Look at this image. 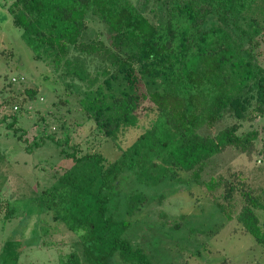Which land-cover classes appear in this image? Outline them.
I'll use <instances>...</instances> for the list:
<instances>
[{"label":"trees","instance_id":"16d2710c","mask_svg":"<svg viewBox=\"0 0 264 264\" xmlns=\"http://www.w3.org/2000/svg\"><path fill=\"white\" fill-rule=\"evenodd\" d=\"M7 8L34 58L65 81L70 95L53 104L58 130L49 131L43 115L40 122L72 165L31 193L33 202L53 213L54 224L43 225L44 233L61 225L77 235L72 251L60 253L56 264H155L142 243L123 232L149 205L162 204L166 192L150 191L161 184H197L225 221L235 220L237 229L264 244V181L255 179L264 164L256 166L253 180L221 164L228 150L264 159V64L258 59L264 0H12ZM89 15L104 24L108 42L88 35ZM38 91L30 88L26 95ZM12 99L6 103L17 102ZM23 103L14 106L7 126L28 141L18 126ZM72 103L94 123L95 133L117 146L143 112L155 110L157 117L109 159L100 150L83 151L69 135L55 139L59 129H69L59 109L71 113ZM43 144L44 136L26 148ZM0 212L16 215L10 200L0 202ZM188 218L179 215L173 228Z\"/></svg>","mask_w":264,"mask_h":264},{"label":"rangeland","instance_id":"374dc122","mask_svg":"<svg viewBox=\"0 0 264 264\" xmlns=\"http://www.w3.org/2000/svg\"><path fill=\"white\" fill-rule=\"evenodd\" d=\"M11 1L0 0V202L10 200L16 215L7 218L5 212H0V264H56L60 253L72 251L77 235L61 225L57 230L49 228L51 230L44 233L43 225L54 224L53 213L33 202L31 193L51 184L60 172L72 165V160L63 157L60 147L48 138L40 122L43 115L49 131L58 130L60 126L54 123L52 116L56 112L53 104L70 95L66 92L65 81L59 79L44 61L34 58L22 29L13 23L7 8ZM88 22L89 36L109 41L106 27L97 17L89 15ZM259 51L258 59L264 64V39ZM36 87L37 95L29 98L26 90ZM12 97L17 102L7 104V100L13 101ZM20 102L24 103L18 126L24 127L28 141L18 139L14 130L7 126L16 112L14 106L19 107ZM58 115L66 119L69 129H59L55 139L62 140L69 135L83 151L100 150L107 158L115 159L120 154L119 147L131 144L151 125L157 112H143L139 124L121 134L119 146L111 140L104 141L102 135L95 133L94 123L82 115L79 107L74 105L71 113L67 107H61ZM42 136L45 145L27 150V145L39 141ZM221 157L223 166L228 164L242 169L251 180L258 175L256 166L264 164V159L257 161V156L249 159L233 150ZM219 167V170L226 168ZM255 179L264 181V173ZM164 185L150 189L166 192L162 204L149 205L144 211L145 216L132 218L134 223L123 232L134 244L142 243L155 264H264V244L252 234L237 229L239 225L235 220L225 221L204 189L195 183L176 188ZM117 204V200L112 203V210L115 211ZM119 213V218H127L123 211ZM160 213L167 216L163 218ZM181 214H188L189 218L175 229L172 225ZM222 224L220 231L215 233V228ZM194 227L198 230L191 233ZM208 230L213 231L207 233ZM44 240L50 243L44 245ZM114 264L120 263L115 261Z\"/></svg>","mask_w":264,"mask_h":264}]
</instances>
